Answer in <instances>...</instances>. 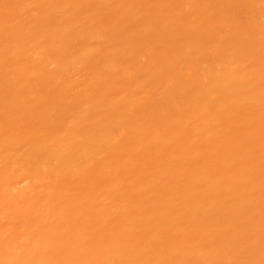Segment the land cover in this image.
Here are the masks:
<instances>
[{
    "label": "bare ground",
    "instance_id": "bare-ground-1",
    "mask_svg": "<svg viewBox=\"0 0 264 264\" xmlns=\"http://www.w3.org/2000/svg\"><path fill=\"white\" fill-rule=\"evenodd\" d=\"M0 264H264V0H0Z\"/></svg>",
    "mask_w": 264,
    "mask_h": 264
}]
</instances>
